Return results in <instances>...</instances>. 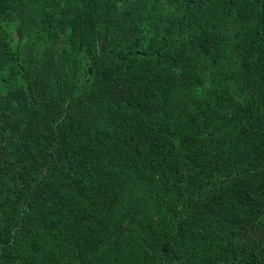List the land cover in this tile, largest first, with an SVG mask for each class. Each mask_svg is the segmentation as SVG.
<instances>
[{"label": "trees", "instance_id": "trees-1", "mask_svg": "<svg viewBox=\"0 0 264 264\" xmlns=\"http://www.w3.org/2000/svg\"><path fill=\"white\" fill-rule=\"evenodd\" d=\"M0 264H264V0H0Z\"/></svg>", "mask_w": 264, "mask_h": 264}, {"label": "rangeland", "instance_id": "rangeland-1", "mask_svg": "<svg viewBox=\"0 0 264 264\" xmlns=\"http://www.w3.org/2000/svg\"><path fill=\"white\" fill-rule=\"evenodd\" d=\"M2 89V86L0 85V90Z\"/></svg>", "mask_w": 264, "mask_h": 264}]
</instances>
